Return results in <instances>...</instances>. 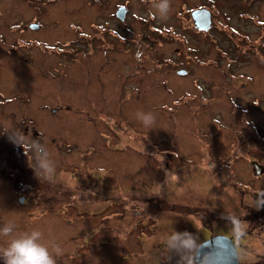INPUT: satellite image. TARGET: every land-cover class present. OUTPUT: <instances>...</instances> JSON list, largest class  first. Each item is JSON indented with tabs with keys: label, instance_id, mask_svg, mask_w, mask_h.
I'll return each instance as SVG.
<instances>
[{
	"label": "rangeland",
	"instance_id": "1",
	"mask_svg": "<svg viewBox=\"0 0 264 264\" xmlns=\"http://www.w3.org/2000/svg\"><path fill=\"white\" fill-rule=\"evenodd\" d=\"M46 1L49 0H34L32 10L30 0H5L7 11L0 9L5 12L0 19V32L6 41L13 40L6 26L18 14L23 21L16 24L17 29L28 19L40 26L26 28L21 34L22 40L38 41V73L24 77L22 83L10 84L7 92L23 93L28 98L32 91L35 93L38 109L32 114L38 143L30 157L22 160L21 168L31 165L38 172V180L47 179L53 189L46 212L40 201L36 205L30 203L31 191L16 192L9 190V185L0 184V250L35 231L40 233L37 243L48 248L55 264H195L194 252L199 243L211 236L231 235L223 229L225 224L232 225L231 229L238 233L242 204L247 203L248 197H264V192L250 190L241 183L249 174L245 172L244 158L251 155L239 139L241 117L250 110L247 120L254 121L264 136V44L231 52L214 49L208 56L205 48L197 49L196 62L221 57L222 68L216 71L227 72L223 68H227L230 58H235L239 62L232 66L234 73L246 75L243 81H233L231 90L224 82L212 90L210 103V92L199 95V84L193 100L195 90L189 93L177 88L175 84L181 81L175 69L181 66L166 63L162 67L152 65L155 69L148 74L152 80L165 79L167 87L176 90L171 96L150 80L144 97L136 100V92L133 93L134 100L140 101L139 107L136 103L130 111L100 108L96 105L101 104V98L88 96L84 90L87 81L77 79L78 71L67 73L63 69L62 76L61 69L45 70L46 64L56 67L63 55V64L82 58V52L88 51L84 49L85 38H81L85 47L78 54L71 48L61 56L49 55L62 49L57 45V50H50L48 45L74 40L69 24L78 21L86 25L94 13L85 11V0ZM260 2L258 7L247 9L253 12L259 8L260 26L252 21H243V25L261 29L264 40V0ZM224 11L233 12L226 8ZM53 22H57L54 27ZM128 39L127 45L140 41L136 35H128ZM152 40L153 37L148 45L153 44ZM181 51L174 46H155L145 53L178 60ZM183 52L184 65L193 69L192 76L207 77V70L188 64L190 52ZM76 64L72 67L83 68ZM41 74L48 77L47 81ZM241 84L244 91L240 90ZM193 86L195 89V83ZM225 90L242 106L230 109ZM126 91L128 95L132 90ZM106 98L110 99L108 95ZM149 114L154 119L145 126L143 119ZM26 133L24 139L28 140L30 124ZM255 140H259L258 136ZM258 155L263 163L264 156ZM235 157L238 160L230 162ZM1 167L8 168L4 162H0ZM20 196L28 200L20 199L19 203ZM5 227L11 228L7 235L2 231ZM177 234L179 238L174 241ZM183 240L192 241L191 249L182 246ZM57 248L60 254L56 253ZM239 260L240 264H248L242 257ZM0 264H5L2 252Z\"/></svg>",
	"mask_w": 264,
	"mask_h": 264
},
{
	"label": "flooded vegetation",
	"instance_id": "2",
	"mask_svg": "<svg viewBox=\"0 0 264 264\" xmlns=\"http://www.w3.org/2000/svg\"><path fill=\"white\" fill-rule=\"evenodd\" d=\"M33 1L30 0L29 3L31 9ZM55 1L49 0L46 2L53 3ZM260 1L169 0L168 14L166 18H162L158 12V5L162 0H94L92 3L85 0L84 6L88 7V10L84 7L85 11L94 13H91V16L93 15L92 19L86 25L78 21L72 22L69 27L73 30L74 40L67 42L58 40L51 46L48 45L50 48L47 46V49L57 50L56 47L58 46L62 49L52 51L49 55L55 53L61 56L65 52L71 51V48H75L78 54L85 47L81 38H85L87 47L84 49L88 51L82 52V58L78 61L76 59L71 61L72 64H63L61 62L64 61L63 55L62 58H58L59 60L56 61V67L46 64L45 70L61 69L64 72L62 76L65 74L63 69H66L67 73L69 70H76L80 74V78L77 79L87 81L84 90H86L88 96L90 98H101V104H97V107L105 108L106 106V108L113 107L114 109L118 107L120 111H127L128 109L130 111L136 103V107H139L138 102L140 101L134 100V94H136V100H139L140 96L144 97L148 92V88L145 86L149 85V81L152 80L148 74L150 69H155L151 68L152 65L156 67L165 66L166 63L174 66L180 65L181 67L175 69V75L179 77L178 80L181 81V84H178L177 81L176 87L183 92L189 91V93H193L195 90L191 96V100H193L197 97L196 89H198L199 84L202 86L199 88V95L210 92V103L213 100L212 90L223 84V82L231 90L233 81H243L246 75L244 73H234L232 66L239 62L235 58H230L227 68H223V71L227 70V72L216 71L222 68L221 61L223 59L221 57H207L200 63L196 62L198 59L197 49L199 47L205 48V53L208 56L210 50L214 49L231 52L234 49L254 48L264 44V40L260 35L261 29L254 26L255 29L252 30L247 28L250 24L243 25V21H252L253 24H259L260 26L261 20L257 18L260 16L259 8H256L253 12L247 11L252 5L258 7ZM3 5H5V0H0V9H4L6 12L7 10ZM19 6L20 4H18ZM225 8L233 11L232 14L225 13ZM5 12L0 10V19L4 17ZM21 20L22 18L18 14L13 22H9L6 26L7 32L13 35L12 41H6L4 35L0 32V146H2L0 148V162H4L8 166V168H0V184L9 185L8 189L13 188L16 192L17 190L19 192L22 190L31 191L33 198L29 199L30 203L36 205L40 201L47 209L46 212H48L50 209L49 203L53 197L52 186L47 179L44 182L39 181L38 172L31 165L24 170L21 168L22 160L25 161L28 158L30 152L38 143L37 129L33 117L38 109L37 98L33 91L30 98L23 93L7 92L10 84L22 83L24 77L36 76L38 73V41L22 40L21 34L24 29H37L39 25L31 24L33 23L32 20L28 19L23 27L17 29L16 24L21 23ZM55 23L57 22H53V27ZM150 33H152L151 37L154 38L151 46L148 45L151 38ZM128 35H136L140 41L127 45L130 41ZM155 35L158 36L157 40ZM155 46H174L182 49V51L177 56L178 60L161 58L159 55L152 57L145 53L150 47ZM104 49H106V52ZM183 49L190 52L188 57L190 62L188 64L197 65L196 67L201 70H207V77H202L203 74L192 76L193 69L191 67L186 68L184 65L185 53ZM99 53L100 56H95ZM182 54L183 56H181ZM76 63L83 65V68L76 66L73 68L72 65ZM82 71H84L83 74ZM92 75L93 78H91ZM41 77L45 79L44 81L48 79L43 74H41ZM250 79L253 81L252 78ZM152 82V85H161L163 87L161 90H166L170 93L169 96L176 92L174 88L171 90L167 87L165 79H156ZM194 83L196 85L195 89ZM29 85L27 86L29 87ZM126 89V92L132 90L130 94L125 95ZM243 89L244 86L241 84L240 90L244 91ZM229 90H225V97L230 109L241 107L242 105L235 102L230 96ZM137 91L140 92L137 93ZM246 93L251 95L249 89ZM107 95L110 97L109 100L106 98ZM40 106L47 108L48 105ZM234 106L236 107L234 108ZM249 112H252V110L241 117L243 124L241 131L239 130L241 133L239 139L242 146L244 145L245 152L251 155L249 159L244 158L247 161L246 170H244L252 177L247 180V175V178H244L241 183L250 190L264 192V162L262 163L258 155L260 153L262 157L264 156V136L254 121L247 120ZM29 124L31 125V133L28 140H26L24 138H26V129ZM257 136L259 140L256 141ZM235 160H238V158L235 157L230 162ZM18 198L19 203L20 199H26L23 196ZM248 199L251 200L252 198L248 197ZM249 200L247 203L242 204V214L238 219L240 231L236 233L234 229H231L232 225L229 224L223 225V229L231 234L228 237L236 245L237 252H240L238 253L239 257H242L246 263L264 264V197L254 198L252 199L253 202ZM1 225L0 227H2ZM252 252L253 254H251ZM250 257H253L252 260Z\"/></svg>",
	"mask_w": 264,
	"mask_h": 264
},
{
	"label": "clouds",
	"instance_id": "3",
	"mask_svg": "<svg viewBox=\"0 0 264 264\" xmlns=\"http://www.w3.org/2000/svg\"><path fill=\"white\" fill-rule=\"evenodd\" d=\"M170 8L169 0H162L158 5V12L162 18H166ZM154 117L149 114L144 117L143 123L145 126H149ZM47 167V165H44ZM3 234L7 235L11 232V228L5 227ZM40 236L39 232H33L31 235H25L21 238L11 241L8 247L0 250L5 259V264H55V260L50 255L47 247L40 243H37V238ZM177 236L173 237V240L178 239ZM181 244L184 248L191 249L192 241L183 240ZM56 253L60 254V249H56Z\"/></svg>",
	"mask_w": 264,
	"mask_h": 264
},
{
	"label": "water",
	"instance_id": "4",
	"mask_svg": "<svg viewBox=\"0 0 264 264\" xmlns=\"http://www.w3.org/2000/svg\"><path fill=\"white\" fill-rule=\"evenodd\" d=\"M194 263L240 264L236 245L225 235L211 236L199 243L194 252Z\"/></svg>",
	"mask_w": 264,
	"mask_h": 264
},
{
	"label": "trees",
	"instance_id": "5",
	"mask_svg": "<svg viewBox=\"0 0 264 264\" xmlns=\"http://www.w3.org/2000/svg\"><path fill=\"white\" fill-rule=\"evenodd\" d=\"M39 45L42 46L43 48L47 49V46L46 45H42V44H39Z\"/></svg>",
	"mask_w": 264,
	"mask_h": 264
}]
</instances>
